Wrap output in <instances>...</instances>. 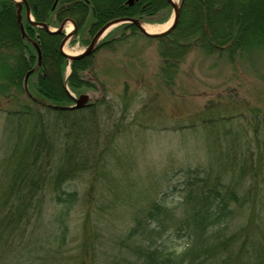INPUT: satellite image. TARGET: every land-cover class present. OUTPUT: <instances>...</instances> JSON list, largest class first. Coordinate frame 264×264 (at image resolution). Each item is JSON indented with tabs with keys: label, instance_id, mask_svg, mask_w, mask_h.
I'll return each instance as SVG.
<instances>
[{
	"label": "trees",
	"instance_id": "obj_1",
	"mask_svg": "<svg viewBox=\"0 0 264 264\" xmlns=\"http://www.w3.org/2000/svg\"><path fill=\"white\" fill-rule=\"evenodd\" d=\"M27 1L37 22L57 26L71 18L79 29L78 36L84 28L93 36L120 17L163 23L173 11L169 0H135L133 4L128 0ZM18 8L15 0H0V96L10 105L6 110L9 116L19 117L17 141L4 163L7 182L0 186V264H34L15 257L16 242L8 237L16 231L25 235L29 232L46 191L51 192L56 205L64 206L60 216L68 215L80 197L77 190L67 189L64 184L96 170L103 156L95 120L105 98L83 109L66 108L73 103V93H86L96 87L86 75L94 67L95 53L72 61L67 77L69 64L61 51L65 34L52 33L31 23L24 7V37ZM117 27L122 32L116 37H109L112 31L109 32L97 50L111 48L127 36V30L142 33L134 23ZM147 37L164 41L161 71L168 80L174 79L185 54L194 48L218 53V59L226 57L231 62L243 59L246 65L253 66L256 56L259 60L264 51V0H182L176 28L163 36ZM35 41L42 50L41 65ZM31 70L26 83L25 77ZM24 95L32 103L24 101ZM41 106L48 113L37 110ZM86 110L91 113L86 115ZM254 111L257 115L258 110ZM70 115L75 118L67 128ZM86 120L92 125H84ZM235 145L231 143L226 155L220 149L218 169L186 170L180 206L169 207L165 202L154 201L143 212H137L134 224L121 240V248L106 264H264V228L256 221L257 201L264 204V156L258 158L259 163L251 153L239 160ZM47 186L51 190H44ZM259 189L262 192L258 194ZM247 203H252V217L239 227L233 225L237 212ZM178 207H182L181 214L176 211ZM60 222L62 230L55 239L63 243L69 226L64 218ZM87 224L85 237L74 256L75 264L94 261L97 246L88 234ZM169 230L186 237L179 252L159 243ZM124 245L130 252L123 251Z\"/></svg>",
	"mask_w": 264,
	"mask_h": 264
},
{
	"label": "rangeland",
	"instance_id": "obj_2",
	"mask_svg": "<svg viewBox=\"0 0 264 264\" xmlns=\"http://www.w3.org/2000/svg\"><path fill=\"white\" fill-rule=\"evenodd\" d=\"M172 16L173 11L168 21L153 24L169 23ZM121 32L115 27L111 36L108 34L116 37ZM92 37L84 28L75 43L72 37L67 40L64 50L79 54ZM163 44L161 39L127 30V36L111 48L94 50V67L86 75L96 87L87 92L92 102L105 98L95 120L103 156L96 170L64 184L77 190L80 197L63 217L69 226L65 241L55 239L62 230L60 211L64 206L56 205L51 192L46 191L29 232L16 231L8 237L16 242L15 257L34 264H75L87 222L88 234L97 246L92 263L106 264L121 248L137 212L154 201L180 206L187 169H218L220 149L226 155L232 142L236 143L239 160L251 153L259 163L258 158L264 156V51L252 66L243 59L231 62L226 57L218 59V53L194 48L185 54L174 79L168 80L161 71ZM70 72L69 66L67 74ZM23 99L32 103L27 95ZM0 104L1 186L7 182L4 163L17 141L19 117L9 116L6 110L10 105L1 96ZM37 108L48 113L42 106ZM254 110H258L257 115ZM73 118L67 117V128ZM82 123L92 125L89 120ZM261 192L259 189L258 194ZM257 204L256 221L264 228V204L259 200ZM251 205L247 203L237 212L233 225L247 223L253 213ZM176 211L181 214L182 207ZM159 243L179 252L186 237L169 230ZM122 248L130 252L125 245Z\"/></svg>",
	"mask_w": 264,
	"mask_h": 264
},
{
	"label": "water",
	"instance_id": "obj_3",
	"mask_svg": "<svg viewBox=\"0 0 264 264\" xmlns=\"http://www.w3.org/2000/svg\"><path fill=\"white\" fill-rule=\"evenodd\" d=\"M135 2V0H128V3L129 4H133ZM169 2L173 5V8H174V15H173V21L172 23L170 24V26L159 32V33H150L148 32L144 25H143V22L140 20V19H137V18H128V17H123V18H117V19H114L110 22H108L107 24H105L96 34L95 36L93 37L92 41L90 42L89 46L80 54H68L64 51L63 47H64V44L66 42V40L71 36V34H67V36L65 37V39L63 40L62 44H61V50L63 52V54H65L68 58V61H73L77 58H81V57H86V56H89L91 55L94 50L96 49L97 47V43L99 42V40L105 35L106 31L113 27V26H117L119 24H123V23H134L136 24L143 33H145L146 35L148 36H154V37H157V36H162V35H165V34H169L171 33L177 26L178 24V21H179V17H180V10H181V7H182V1L180 2V4H177L176 2H174V0H169ZM26 6V9H27V13H28V18L29 20L36 24L37 26H40V27H44L46 28L47 30L51 31V32H62L63 29H64V24L68 21L65 20L59 29L57 30H51L50 29V26L48 23H45V22H35L34 19L31 18V15H30V11H31V8H30V5L28 3L27 0H20L18 1V6H19V9H18V20L20 22V28H21V31H22V34L24 37H26V30H25V26H24V23L22 22V9H23V6ZM74 23V22H73ZM75 24V23H74ZM34 46L36 47L37 51H38V55H39V64H41V61H42V50L40 48V46L38 45V43L34 42ZM32 70L30 72H28L27 76H26V81L28 80V77L30 76ZM89 100H90V95L89 94H81L79 97H75V102L76 104L74 106H71L70 108L71 109H80L84 106H86L88 103H89Z\"/></svg>",
	"mask_w": 264,
	"mask_h": 264
},
{
	"label": "bare ground",
	"instance_id": "obj_4",
	"mask_svg": "<svg viewBox=\"0 0 264 264\" xmlns=\"http://www.w3.org/2000/svg\"><path fill=\"white\" fill-rule=\"evenodd\" d=\"M174 2H176L177 3V0H174ZM178 4V3H177ZM120 18H123V17H120ZM128 18H131V17H128ZM66 19H69V18H65V20ZM117 19V18H116ZM73 21V20H72ZM112 21V20H111ZM172 21H173V19L169 22V23H166V24H163V25H156V24H153V23H147V22H144L145 24H143L144 25V27H145V29L148 31V32H150V33H159V32H161V31H163V30H165V29H167L169 26H170V24L172 23ZM64 22V21H63ZM75 24H76V22L75 21H73ZM73 22H70V24L68 25V30L69 31H71V32H73L75 29V27H74V24H73ZM64 40V39H63ZM36 42V41H35ZM63 42V41H62ZM37 43V42H36ZM33 44H34V42H33ZM62 44V43H61ZM39 45V44H38ZM36 48V47H35ZM37 50V49H36ZM62 51V50H61ZM66 51V53H68V54H72V52L71 51H69V50H65ZM97 51V50H96ZM38 52V51H37ZM63 53V52H62ZM65 55V54H64ZM66 56V55H65ZM67 57V56H66ZM68 59V58H67ZM38 63H39V55H38ZM41 63H42V61H41ZM39 65H41V64H39ZM30 72V71H29ZM32 72H33V70H32ZM31 72V73H32ZM28 74V73H27ZM30 77V76H29ZM29 77H28V79H29Z\"/></svg>",
	"mask_w": 264,
	"mask_h": 264
}]
</instances>
